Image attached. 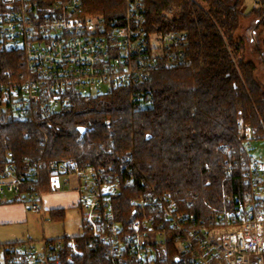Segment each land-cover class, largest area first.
<instances>
[{
  "label": "built area",
  "instance_id": "built-area-1",
  "mask_svg": "<svg viewBox=\"0 0 264 264\" xmlns=\"http://www.w3.org/2000/svg\"><path fill=\"white\" fill-rule=\"evenodd\" d=\"M143 12L142 0H127L123 16L113 18L87 13L84 0H0V50L17 53L24 66L21 80L0 81L2 107L25 122L36 106L60 111L74 95H108L159 69L185 65L187 33L147 32ZM130 102L139 109L153 100L135 93ZM245 121L239 116L236 131L247 158L242 176L248 190L224 194L233 208H213L207 221L167 193L131 199L136 213L127 224L119 216V197L129 181L117 170L52 161L21 174L11 153L0 171V205H29L50 221L45 191L38 189L40 172L48 168L50 192L78 195L79 235L89 234L112 264H264V162L249 150L264 135ZM63 238L44 240L41 249L32 241L0 244V264L72 262L83 252L75 236Z\"/></svg>",
  "mask_w": 264,
  "mask_h": 264
},
{
  "label": "trees",
  "instance_id": "trees-1",
  "mask_svg": "<svg viewBox=\"0 0 264 264\" xmlns=\"http://www.w3.org/2000/svg\"><path fill=\"white\" fill-rule=\"evenodd\" d=\"M142 1L147 32L187 33L185 65L159 69L151 79L108 95H74L72 105L60 111L36 106L25 122L0 102V171L10 153L21 174L52 161L112 168L129 181L119 197V216L127 224L136 213L128 205L131 199L167 193L207 221L213 208H233L224 194L235 197L248 190L242 176L247 158L236 131L239 116L264 135V88L255 63L243 53L245 40L236 35L242 0ZM84 5L92 15L122 17L127 0H84ZM249 15L256 17L253 31L263 28L264 33V0ZM262 47L259 41L260 56ZM23 72L17 53L0 50L1 82L19 81ZM135 93L152 99L151 106L134 108ZM78 128L89 131L82 134ZM40 173L38 189L49 192L51 172ZM65 213L51 210L58 222ZM75 238L83 254L63 264H112L89 234Z\"/></svg>",
  "mask_w": 264,
  "mask_h": 264
},
{
  "label": "rangeland",
  "instance_id": "rangeland-1",
  "mask_svg": "<svg viewBox=\"0 0 264 264\" xmlns=\"http://www.w3.org/2000/svg\"><path fill=\"white\" fill-rule=\"evenodd\" d=\"M196 1L203 5L200 0ZM224 1L233 4L236 0ZM258 3V0H242V6L240 7L242 14L241 18H239V29L236 35L245 40V50L243 53L247 61L255 63L257 68L256 77L264 88V61L263 58H261L264 54L260 56V54L256 52V45H258V42H264V33L261 32L263 28H259L258 32L253 31L255 30L254 23L256 17L254 15L247 16L255 7L259 6ZM262 50L264 51V47H262ZM249 150L251 155L264 162V139L254 141ZM65 193L68 192H64V194ZM52 197H54L53 199L57 202L55 206H53L55 209L64 208L66 210L64 221L58 222L53 220L52 216L48 213L46 215V220L49 218L50 221L43 222L39 213L31 211L29 205H25L26 222L0 226V244L32 241L36 243L37 249H41L43 247L42 241L44 240H53L66 236L72 237L81 234L83 232L82 211L75 205L78 201L77 196V200L75 199V201H73L74 205L72 204L70 206L62 204L63 195L56 194Z\"/></svg>",
  "mask_w": 264,
  "mask_h": 264
},
{
  "label": "crops",
  "instance_id": "crops-1",
  "mask_svg": "<svg viewBox=\"0 0 264 264\" xmlns=\"http://www.w3.org/2000/svg\"><path fill=\"white\" fill-rule=\"evenodd\" d=\"M56 194L49 192H45V206L51 210H57L53 206L57 203L52 197ZM59 195H63L64 198L62 199L64 205L70 206L74 205L73 201L75 199L77 200L78 195L72 191H69L68 193H61ZM77 196V198H76ZM77 204V203H76ZM75 204V205H76ZM59 209V208H58ZM64 209V208H63ZM26 212L25 208L21 204H5V205H0V226L2 225H14V224H20V223H25L26 222Z\"/></svg>",
  "mask_w": 264,
  "mask_h": 264
},
{
  "label": "water",
  "instance_id": "water-1",
  "mask_svg": "<svg viewBox=\"0 0 264 264\" xmlns=\"http://www.w3.org/2000/svg\"><path fill=\"white\" fill-rule=\"evenodd\" d=\"M79 132H81L82 134H86L89 129H86V128H78Z\"/></svg>",
  "mask_w": 264,
  "mask_h": 264
}]
</instances>
